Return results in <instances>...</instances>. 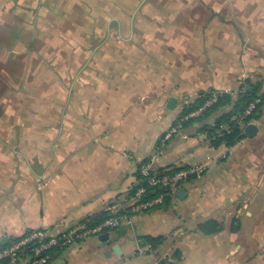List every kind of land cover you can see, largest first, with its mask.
<instances>
[{
  "label": "crops",
  "instance_id": "0c3cea01",
  "mask_svg": "<svg viewBox=\"0 0 264 264\" xmlns=\"http://www.w3.org/2000/svg\"><path fill=\"white\" fill-rule=\"evenodd\" d=\"M59 23L67 27L64 51L33 49L42 40L53 47L41 27ZM0 31L6 51L12 40L24 45L15 55L54 58L53 72L64 70L43 84L47 93L33 94V105L48 102V114L17 113L15 144L0 137V245L37 229L92 227L90 216L128 209L142 163L155 156L159 173L207 169L119 227L54 249L49 264H264V100L235 144L214 145L201 130L234 114L246 79L264 98V0H0ZM19 86L11 87L18 98ZM213 90L229 97L159 148ZM210 220L220 229L200 228ZM154 237H162L155 246Z\"/></svg>",
  "mask_w": 264,
  "mask_h": 264
},
{
  "label": "built area",
  "instance_id": "2783aa9c",
  "mask_svg": "<svg viewBox=\"0 0 264 264\" xmlns=\"http://www.w3.org/2000/svg\"><path fill=\"white\" fill-rule=\"evenodd\" d=\"M223 94L224 92L220 90L211 91L209 97L201 106L186 113L164 133L159 148L174 134L180 132L188 120L201 115L210 106L217 103ZM259 102L260 98H256L249 103L244 111L231 114L229 116L230 121L224 128L230 130L232 124L244 127L247 123L252 122L250 116ZM155 162L156 157L152 156L142 163L140 173L144 177L146 185L140 187L135 195L131 197L133 202L128 209L122 210L125 205L111 207L109 216L100 224L92 227L70 229L59 234H51L42 229L30 231L17 239L9 241L6 246L0 248V264H23L25 261H27V264H49L54 249L67 247L91 235H98L105 230L119 227L124 221H129L130 214L145 211L157 204L164 203L167 197L173 196L181 183L193 175L200 177L207 169V165L197 163L171 173H159L154 168ZM153 187H159L162 191L152 198L137 201L146 192L147 188Z\"/></svg>",
  "mask_w": 264,
  "mask_h": 264
},
{
  "label": "rangeland",
  "instance_id": "374dc122",
  "mask_svg": "<svg viewBox=\"0 0 264 264\" xmlns=\"http://www.w3.org/2000/svg\"><path fill=\"white\" fill-rule=\"evenodd\" d=\"M71 13V11H70ZM12 31L16 33H20V30L22 27H11ZM66 26L62 25L59 23L56 27H49V26H42L41 27V33H42V38H45L43 35L46 36V39L50 40L53 42V47H50L48 42H45L42 40L41 43H38L33 46V49L36 47L40 48L41 50L43 49H57L64 51L65 46H66V35H65V30ZM56 30V32H52ZM142 32L148 31V26L147 27H141ZM1 32V31H0ZM13 33V34H14ZM25 33V34H24ZM24 37L29 36L28 33H31V29L28 27H24ZM12 39L13 37L10 36ZM6 43V44H5ZM5 45L8 44V47L10 45V48L8 51H6L5 48L2 46L0 47V116L5 115L4 119L2 122H0V137L2 135H6L2 138H5L6 141L9 143L15 144V134H16V120L17 116L19 117L20 115H17V113L22 114V115H29V114H34L37 111H40L41 115H47L49 111V106L48 102L45 101V103L41 102L39 105H33L36 100L34 99L33 94L37 90V92L42 89L44 90L45 93L48 92V85H46L44 88L43 84L44 83H49L51 80H61L64 77V70L63 72H57L54 73L53 69L50 67V62H54L55 59L52 58L51 61H48L46 59L44 61V58H23L20 55H15L16 52L22 53L24 52L23 46L24 45H16L15 42L12 40H7L5 41ZM13 44V46H11ZM25 47V51H26ZM22 51V52H21ZM7 54L8 57H4V55ZM3 55V57H2ZM15 55V56H13ZM40 62V64H39ZM52 66V64H51ZM8 78V79H7ZM6 79V80H4ZM18 83L21 89L20 98H18V94L16 95L15 91H12L11 87ZM35 83H40L39 87L35 86ZM41 85V86H40ZM34 89V90H33ZM44 93V92H43ZM46 97H48L46 95ZM4 99H7L5 102ZM6 107H4V105ZM6 108V109H4ZM21 115V116H22ZM26 125H30L31 122H25ZM31 126V125H30ZM7 134L9 138L7 137Z\"/></svg>",
  "mask_w": 264,
  "mask_h": 264
},
{
  "label": "trees",
  "instance_id": "16d2710c",
  "mask_svg": "<svg viewBox=\"0 0 264 264\" xmlns=\"http://www.w3.org/2000/svg\"><path fill=\"white\" fill-rule=\"evenodd\" d=\"M208 97H209V95L208 94L205 95V93H204L200 97V99H198V101L196 103H194L192 106H190L187 109V111H191V110L198 108L200 105H202L206 101V99ZM228 97H229V95L224 93L217 103L222 104L223 102H225L226 98H228ZM256 98H260V102L257 103L256 108L253 111L250 118L256 117L257 111L260 109V106L263 104L264 98H263V93L261 92V89H260V85L255 81H252L250 79H246L240 87V93H239V96H238V98L234 104L233 113L244 111L246 109V107H248L249 103ZM209 110L207 109L206 112L201 115V117L202 116L205 117V114L208 113ZM229 121H230L229 116H227L226 118L224 116L221 119L217 120V122H215V124H205L204 123L201 130L208 132V134L211 137L214 145H220L222 143L232 145V144H235L243 136V132H242V128L239 125H234V124H232L230 130L225 129L224 125H225V123H228ZM221 122L222 123L224 122L223 123L224 125ZM177 169H179V168H177ZM138 178H139V183L129 191L128 196H130V197L134 196L137 189L140 186L145 184V180L142 178L141 175H139ZM160 191H162V190L159 187L147 188L146 192L140 198H138L137 201H141L142 199H148V197L153 196V195L159 193ZM108 215L109 214H107L106 212L96 214V215H92L89 218H87L84 222L90 226H93V225H96V224L102 222L103 220H105L108 217ZM200 228L206 229V230L207 229L217 230V229H220V226L216 221L210 220V221H207V222L201 224ZM148 241L153 246H155V244H158L162 241V237L150 238ZM7 244L0 245V248L6 246Z\"/></svg>",
  "mask_w": 264,
  "mask_h": 264
},
{
  "label": "water",
  "instance_id": "95a60500",
  "mask_svg": "<svg viewBox=\"0 0 264 264\" xmlns=\"http://www.w3.org/2000/svg\"><path fill=\"white\" fill-rule=\"evenodd\" d=\"M176 97H171L170 99H169V102H168V107L169 108H173L174 106H175V104H176ZM258 129V127L256 126V125H254V124H250V125H248V127H247V132L249 133V134H253L254 133V131H256ZM184 191V188H181L180 190H179V195H181L182 194V192ZM101 238L103 239V237L101 236ZM107 238H109V234H105V239H107ZM9 240H10V237L9 236H5L2 240H1V244H3V245H5V244H7L8 242H9ZM115 249H117L116 247H115Z\"/></svg>",
  "mask_w": 264,
  "mask_h": 264
}]
</instances>
